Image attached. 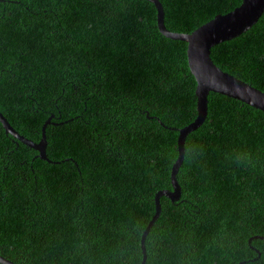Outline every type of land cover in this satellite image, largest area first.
Segmentation results:
<instances>
[{"label":"trees","instance_id":"obj_1","mask_svg":"<svg viewBox=\"0 0 264 264\" xmlns=\"http://www.w3.org/2000/svg\"><path fill=\"white\" fill-rule=\"evenodd\" d=\"M191 33L243 0H160ZM224 71L264 91V14L218 44ZM0 254L19 264H142L179 131L198 116L188 43L148 0H0ZM156 117V118H151ZM163 121L168 127L161 124ZM182 196H163L146 264H264V111L211 92L186 142ZM1 264V263H0Z\"/></svg>","mask_w":264,"mask_h":264},{"label":"water","instance_id":"obj_2","mask_svg":"<svg viewBox=\"0 0 264 264\" xmlns=\"http://www.w3.org/2000/svg\"><path fill=\"white\" fill-rule=\"evenodd\" d=\"M148 1L154 3L158 9V26L160 31L168 38L188 43L189 65L197 81L198 116L191 124L183 128H174L179 131L180 135L178 140L179 157L173 166L171 175L173 189L161 190L156 195V214L142 236V264H146L147 260L146 237L162 213L161 198L166 196L176 201L182 196V186L178 180V174L185 160L186 142L189 135L200 128L208 118L210 93H221L264 111V91L224 71L215 63L212 57V49L215 46L247 32L260 20L264 14V0H243L241 5L233 11L217 15L214 19L201 25L191 33L170 30L165 23V10L162 2L160 0ZM0 121L7 133L12 134L23 143L39 151V156L42 159L50 160L47 153L46 129L51 120H48L43 127V138L40 142H35L22 135L1 110ZM160 122L163 126L168 127L163 121L160 120ZM0 263L19 264L1 254Z\"/></svg>","mask_w":264,"mask_h":264}]
</instances>
